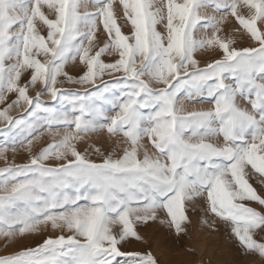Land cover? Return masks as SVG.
<instances>
[{
    "label": "snow or ice",
    "instance_id": "obj_1",
    "mask_svg": "<svg viewBox=\"0 0 264 264\" xmlns=\"http://www.w3.org/2000/svg\"><path fill=\"white\" fill-rule=\"evenodd\" d=\"M94 3V11L81 12V0H0V103L6 93L17 94L0 109V120L9 125L0 131L10 137L0 145V159L9 144L14 153L25 141L30 154L28 163L0 168V236L12 240L48 223L71 233L2 255L0 264H161L150 250L122 251L118 245L141 240L137 224L157 220L160 210L167 215L161 224L187 235L186 206L197 197L205 199V212L230 226L246 254L264 257V240L255 238L264 231V212L245 203L264 206V196L249 182L250 175L264 176V31L258 27L264 25V0H163L160 7L155 0H120L131 34L122 32L111 0ZM209 5L224 14H202ZM43 6L54 10V18ZM229 14L257 46L237 48L218 35ZM37 19L47 26L46 36L36 30ZM98 20L107 40L90 54ZM165 20L166 35L156 28ZM198 27L214 31L197 38ZM214 47L221 58L201 67L195 53ZM105 53L118 58L105 63ZM77 57L86 68L78 77L65 71ZM25 72L29 79L21 83ZM105 73L120 75L97 87ZM61 76L92 88L67 92L57 87ZM37 83L41 90L30 96L29 86ZM45 93L71 105L70 112L46 106ZM181 93L189 100L207 98L212 107L186 110ZM98 100L110 103L115 114L106 115ZM21 104L51 135H60L51 132L59 125L74 131L31 155L37 124L8 114ZM101 130L127 138L119 157L100 153L97 162L77 150L78 133ZM145 137L154 153L141 142ZM50 159L57 163H46Z\"/></svg>",
    "mask_w": 264,
    "mask_h": 264
},
{
    "label": "rangeland",
    "instance_id": "obj_2",
    "mask_svg": "<svg viewBox=\"0 0 264 264\" xmlns=\"http://www.w3.org/2000/svg\"><path fill=\"white\" fill-rule=\"evenodd\" d=\"M182 2V0H178ZM113 12L117 20L118 25L125 34H131L132 25L130 21L124 16L123 5L120 0H111ZM156 7H160L163 0H155ZM96 8L94 0H81V12H92ZM42 11L50 19L54 18V10H50L47 6L42 7ZM241 14L247 15V9L241 7ZM202 14L214 15L217 18L222 16L223 12H217L214 6L209 5L201 9ZM166 15V9H165ZM97 39L94 41L95 47L92 48L90 54H94L103 46L104 42L107 40V35L104 32L103 25L97 21ZM36 30L42 34H47V26L43 24L42 21L37 19L35 21ZM166 20L160 24H157V31L164 33L166 35ZM258 27L264 31V25H260L258 22ZM221 32L218 34L222 39L231 38L234 40V45L237 48L241 47H255L257 42L253 41L249 34L239 25V23L230 14L223 24L220 25ZM15 30V29H14ZM214 30L209 28L206 31L199 28L195 32L197 38L211 36ZM85 44L87 41L85 40ZM222 56V50L218 47L205 48L203 50L197 51L195 53V58L200 61V66L203 67L205 64L219 59ZM39 59L43 60L44 57L40 56ZM118 58V53H113L108 55L103 54L101 59L105 63L114 62ZM86 68L80 63L79 58L75 62H69L65 66V71L72 76L78 77L85 71ZM120 74L109 75L105 73L102 77L98 78L96 81L97 87L102 86V82H108L109 84L114 82V77ZM29 79V73L25 72L22 74L21 83H25ZM62 81L57 84V87L66 90L67 92L78 91L83 92L85 88L91 89V85H79L67 81L64 76L58 78ZM231 82V81H228ZM163 85L153 84V87H162ZM42 86L37 83L35 86H29L28 94L35 97L36 93L40 91ZM6 99L3 103H0V109H4L13 100L16 99V93H6ZM119 95V92H116ZM41 99L45 102L46 106L56 108L60 112H70L71 105L60 104L58 102L51 101L50 97L45 93L41 96ZM179 100L183 102L186 110H207L212 107L211 101L201 99L196 97L193 99H187L184 93L179 95ZM242 106L250 105L245 104L241 101ZM96 105L100 108L106 115L111 116L115 114V110L112 108L111 104L107 101H96ZM27 105L21 104L17 107H13L9 110L8 114L14 119H26L30 123H36L39 131L34 133L39 139H34L31 155H38L39 152L49 144L54 143V141L59 140L61 135L65 132L74 131V126L65 127L64 125L54 126L51 132H58L60 135L53 136L49 133L46 125L43 121L38 123L34 118L28 117ZM30 110V109H28ZM91 118V117H86ZM100 123H106V121L100 120ZM8 122L0 120V130L8 127ZM14 131L11 135H16ZM78 135L83 138L79 141H75V145L78 151L85 153L88 158L99 162L103 157L100 153L108 155L112 153L114 158L119 157L123 149L128 146V140L123 134L110 135L106 130L94 131L88 133H78ZM31 138V137H29ZM217 139L213 138V142H217ZM6 140H10L9 136H6L3 131H0V145H3ZM144 146L148 149L150 153H154L155 149L152 147L150 141L145 137L141 141ZM25 141V145H26ZM25 145L17 144L15 152L13 153L11 145L9 144V150L6 152V159H0V168L7 166L9 163L13 164H24L28 163L30 160V154L26 150ZM99 149V153L95 149ZM142 155V153H141ZM46 163L56 164L57 161L50 159ZM250 168V166H249ZM249 182L256 189L257 193L264 196V176L256 173L249 176ZM250 206L256 208L258 211L264 212V206L258 204V202H245ZM205 199L203 197L195 198L194 202L186 206V214L188 215L191 223L187 224L188 232L187 235L181 234L180 236L175 235L167 224H161L160 220L167 219L166 212L160 210L157 213V220L149 221L147 224H137V232L142 237L141 240H136L135 238H128L126 241L121 242L118 247L122 251H140L146 252L151 251L160 261L161 264H264V257H260L255 253H245L241 246H239L238 241L234 238L230 231V226L225 224L219 218L215 217L213 214L204 211ZM204 221H207L205 223ZM119 225H114L113 230H117ZM70 235L71 233L65 231L62 228H52L51 223L46 225H41L40 230L35 233H26L23 236L16 235L12 240L7 237L0 236V256L13 254L24 248L36 247L37 245L43 243L47 237L56 238L59 235ZM255 238L258 240H264V231L257 230ZM194 249V251H192Z\"/></svg>",
    "mask_w": 264,
    "mask_h": 264
}]
</instances>
